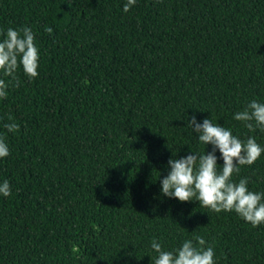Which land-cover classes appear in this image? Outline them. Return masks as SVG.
I'll list each match as a JSON object with an SVG mask.
<instances>
[{"label": "trees", "instance_id": "16d2710c", "mask_svg": "<svg viewBox=\"0 0 264 264\" xmlns=\"http://www.w3.org/2000/svg\"><path fill=\"white\" fill-rule=\"evenodd\" d=\"M126 3L0 0V33L28 27L39 52L38 76L18 69L0 98V264H154L151 241L174 251L195 236L214 264H264V223L160 191L170 158L212 149L192 116L264 148L233 119L264 103V0ZM242 178L264 193V152Z\"/></svg>", "mask_w": 264, "mask_h": 264}, {"label": "clouds", "instance_id": "9594fccd", "mask_svg": "<svg viewBox=\"0 0 264 264\" xmlns=\"http://www.w3.org/2000/svg\"><path fill=\"white\" fill-rule=\"evenodd\" d=\"M135 3L136 0H127L123 11L128 12ZM45 31L51 34L53 29L45 26ZM0 34L4 36L0 41V72L4 77L11 78L9 82L0 79V98H6L11 81H15L17 85L19 83L18 69L22 68L29 80L38 76L39 52L34 33L28 27H9L5 33ZM233 119L242 122L250 132L256 129L264 132V103L252 100L244 110L236 112ZM188 126L197 134L199 142L210 144L212 149L207 153L191 151L184 157L170 158V170L160 180L161 193L181 202L196 200L200 207L215 213L234 211L252 227L264 223V193L250 191L247 178L238 182L232 180L233 174H239L241 167L251 166L260 158L264 148L257 143L255 137L249 136L246 140H241L230 129L213 123L211 118H205L200 123L192 116L188 120ZM4 127L9 132L19 130V125L14 122L5 124ZM217 150L220 153L219 159L223 161L221 167L217 165ZM8 155L9 148L0 139V158ZM10 194V184L5 180L0 184V195L8 197ZM205 245L203 237L195 236L185 240L174 251H165L158 241L153 240L151 248L158 254L154 264H214V249Z\"/></svg>", "mask_w": 264, "mask_h": 264}]
</instances>
